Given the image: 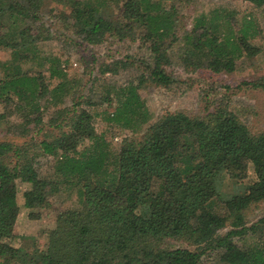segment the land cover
Wrapping results in <instances>:
<instances>
[{
  "label": "trees",
  "instance_id": "trees-1",
  "mask_svg": "<svg viewBox=\"0 0 264 264\" xmlns=\"http://www.w3.org/2000/svg\"><path fill=\"white\" fill-rule=\"evenodd\" d=\"M48 1L65 8L79 47L90 49L107 37L147 40L151 61L145 79L159 86L173 82L165 67L169 47L179 38L184 68L213 75L230 70L242 55L262 50L252 42L258 30L246 17L234 29L228 14L200 13L178 35L179 7L195 0ZM45 2L0 0V50L9 52L0 58V122L20 135L38 132L44 110L53 106L55 115L47 124L57 130L51 138L32 141V149L0 140V264H202L208 251L216 254L213 264H264V216L247 218L251 206L264 203V130L250 131L225 106L203 116L166 111L150 121L138 91L143 77L106 89L100 102L111 111H88L76 97L83 76L69 73L68 57L38 47L44 36L53 38L40 15ZM45 14L59 20L55 13ZM28 61L34 63L32 72L23 67ZM97 70L113 69L102 63ZM68 97L69 108L62 106ZM13 114L19 121L5 119ZM98 115L130 132L115 152L107 148L106 129L95 131L93 116ZM14 124L13 130L9 126ZM40 155L53 158L51 178L38 173ZM17 181L30 184L22 205ZM62 188H76L79 206L56 215L36 253L15 246L20 210L43 206Z\"/></svg>",
  "mask_w": 264,
  "mask_h": 264
},
{
  "label": "rangeland",
  "instance_id": "rangeland-1",
  "mask_svg": "<svg viewBox=\"0 0 264 264\" xmlns=\"http://www.w3.org/2000/svg\"><path fill=\"white\" fill-rule=\"evenodd\" d=\"M119 6L120 4L113 6L116 12L120 10ZM179 8L182 16L176 26L178 35H181L183 30H189L193 18L200 13H204L205 17H210L212 13L228 14L234 29H237L243 18L246 17L251 21V26L258 30L252 42L261 44L262 50L251 57L242 55L232 63L230 70L213 75L205 70L184 68L179 58L184 51L182 39L179 38L169 47L170 61L165 67L172 76L173 82L167 86H159L153 84L149 79H145L149 73L146 63L151 61L147 40L139 36L129 37L122 41L107 37L90 49L79 47L73 43L72 39L76 38L75 27L70 17H65V8L55 6L48 0L42 6L40 15L43 22L52 29L53 38L44 36L45 38L39 40L38 47L42 52H54L60 58L68 57L67 69H69V73L75 71L78 75L83 76L76 97L82 101V106L92 113L102 109L111 111V107H106L100 102L101 95L105 93L106 89L109 92L114 86L125 84L130 80L137 82L143 77L145 80L138 84V91L152 114L150 121L155 120L166 111L182 110L191 115L203 116L215 107L225 106L234 111L250 131L264 130V87H251L248 83H242L255 81L264 84V0L258 3L248 0H195L192 3L183 4ZM49 12L57 14L59 20H51L52 18L45 14ZM38 21L39 19L35 23ZM84 52L87 60L82 58ZM8 53V50H0V58H6ZM117 59H121L123 63L115 61ZM102 63L111 65L113 70L99 72L97 66L100 69ZM23 67L31 72L35 70L34 63L29 61L24 63ZM95 74V80H90ZM70 103L71 99L68 97L62 106L69 108L71 107ZM3 110V105L0 104V113ZM55 110L56 108L53 106L44 110L43 123L40 124L42 130L29 131L26 135L8 131L6 130L8 122L5 120L0 122V140L13 144L27 143V146L32 149V141L39 142L42 137L51 138L57 132L47 124L48 120L55 115ZM5 119L9 122L19 121L15 114L8 115ZM93 124L96 133L106 129L107 148L113 152L118 150L123 137L130 134L129 130L120 129L111 122L109 124V121L100 115L93 116ZM13 126L15 124L9 127L14 130ZM84 141L86 142V140ZM53 164L51 156H38L36 165L39 175L51 178L54 175ZM247 176L250 178L254 176L251 167H248ZM29 187V183L17 181L16 191L19 205L23 203V191ZM78 199L80 198L76 188H62L52 193L43 206L31 209L22 208L13 229L14 245L23 246L29 253H36L41 242L46 239V230L54 225L56 215L64 209L78 207ZM247 213L249 222L264 216V203L251 206ZM29 237H34V239L27 240ZM233 240L238 245L243 244L237 237ZM175 243L179 246L186 245L179 241H175ZM215 260L214 251H208L201 257L202 264H213Z\"/></svg>",
  "mask_w": 264,
  "mask_h": 264
}]
</instances>
